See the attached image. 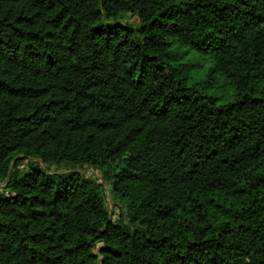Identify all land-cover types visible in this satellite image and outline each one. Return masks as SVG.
<instances>
[{"label": "trees", "instance_id": "16d2710c", "mask_svg": "<svg viewBox=\"0 0 264 264\" xmlns=\"http://www.w3.org/2000/svg\"><path fill=\"white\" fill-rule=\"evenodd\" d=\"M263 80L264 0H0V264H264Z\"/></svg>", "mask_w": 264, "mask_h": 264}, {"label": "rangeland", "instance_id": "374dc122", "mask_svg": "<svg viewBox=\"0 0 264 264\" xmlns=\"http://www.w3.org/2000/svg\"><path fill=\"white\" fill-rule=\"evenodd\" d=\"M135 19V18H133ZM173 49L179 55V61L193 64V68L190 71L187 85L193 87L197 92L205 94L206 96L214 97L218 104H224L232 101L236 95L234 85L224 75H218L214 80L207 76V73L212 66V59L209 54L201 53L198 50L189 47L173 46ZM261 86L264 87V80L261 82ZM28 160L22 162L21 168L26 167ZM46 167L45 164H42ZM57 166L53 165L51 172H56ZM57 172H77L81 175L97 180L99 183H103V188L107 196V204L110 208V213L113 219H118L120 213L125 211L123 201L116 194L112 193L111 186L104 181L102 172L92 166H71L61 167ZM0 190H4V182H0ZM102 242L96 244L95 252H99Z\"/></svg>", "mask_w": 264, "mask_h": 264}]
</instances>
